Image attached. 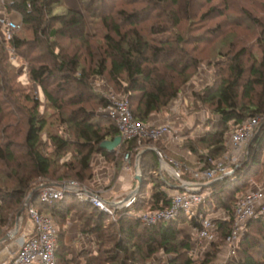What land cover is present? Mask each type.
<instances>
[{
  "label": "trees",
  "instance_id": "16d2710c",
  "mask_svg": "<svg viewBox=\"0 0 264 264\" xmlns=\"http://www.w3.org/2000/svg\"><path fill=\"white\" fill-rule=\"evenodd\" d=\"M133 3L145 6L131 12L122 9ZM182 4L183 0H82L87 14L98 22L95 32L90 34L84 15L65 8L63 0H4L8 12L22 17V27L10 40L3 38L0 42V51L3 50V55L0 52V237L5 235L8 224H13L14 216L12 218L10 212L20 211L16 208L22 207L38 179L48 178L56 167H61L83 182L91 171L94 156L110 157L116 153L101 149V144L119 136L117 124L108 116H96L95 111L87 107L94 104L103 109L108 103L105 97L93 91L92 77H101L117 92L129 94L130 111L142 124L150 123L178 98L190 80L191 71L197 69V63L185 49L189 44L185 37L181 33H168V27L158 14L163 8L179 9ZM171 13L173 27L178 26L180 18L175 11ZM156 18L158 21L150 27L144 25ZM6 45L21 54L33 46V50L43 54L39 62L30 65L28 77L41 89L47 103L61 112L70 131L69 139L61 134H47L53 150L50 154L46 153L47 143L43 140L48 122L39 111V98L25 96L33 107L22 111L19 117L14 115L15 127L10 136L7 135L9 127H2L3 120L12 114L5 110L4 105L9 102L7 97L18 92L12 85V78L1 68ZM259 45L261 59H255L247 68L243 62L246 51L228 55L226 67L214 82L202 93L195 94L197 102L209 107L215 118L209 122L212 130L185 144L194 155H199V149L208 151L209 155L204 158L208 167L228 152L226 137L234 127L264 115V31ZM65 98H68L67 104L74 106L67 117L63 115ZM91 102L94 103L91 105ZM23 130V143H19L17 139ZM139 139L121 143L118 150L137 152ZM263 152L264 122L249 146L247 161L233 176L208 189L211 195L199 208V213L219 208L231 214L250 176L261 167ZM141 163L143 194L152 184L150 210L169 208L171 199L165 188L174 181L161 173L158 154L145 153ZM143 196L148 199L146 194ZM65 199L72 203L67 205L64 200L49 205L35 200L33 204L40 213L51 215L57 225L58 222L64 224L76 208L92 210L97 222L82 223L83 232L94 234L101 247L106 242L114 244L108 252L100 248L97 255L81 253L83 264H155L159 261L152 263L151 260L160 252L171 257L168 264L213 263L215 254H209L202 262L188 255L191 242L182 234L179 225L188 222L197 227V217L190 219L181 212L173 221L147 226L138 219L124 216L109 228L113 234L105 235L108 228L103 230V221L108 220V216L73 194ZM233 223V218L217 223L221 241L230 235ZM64 240V232L59 227L57 264H70ZM227 264H264V215L248 223L236 259Z\"/></svg>",
  "mask_w": 264,
  "mask_h": 264
},
{
  "label": "rangeland",
  "instance_id": "374dc122",
  "mask_svg": "<svg viewBox=\"0 0 264 264\" xmlns=\"http://www.w3.org/2000/svg\"><path fill=\"white\" fill-rule=\"evenodd\" d=\"M185 2L188 4H185ZM144 6L145 4L133 3L131 5L122 6V9H126L131 12L134 9H141ZM173 11H175L181 20L180 24L174 27L171 17V12ZM80 12L86 19L88 32L93 34L95 32L94 27L98 26V22L94 21L87 14L83 5ZM159 12L158 16L160 15V19H162L161 22L164 26L168 27V33H172L173 35L181 33V35H183V37H185L188 41L187 43L189 44L185 46V49L189 52L191 58L195 59L197 63V69L191 71L190 80L187 85L182 88L178 98L175 99L176 105L174 100L170 104L169 108L163 110L152 120V122H155L157 117H161L163 119L161 122L162 124H169L172 127L173 135L185 137L183 145L179 147L175 145L169 146L161 140L157 141L159 143L158 145L156 144V140L149 137H142L139 141H137L140 146L137 152L129 153L130 157L128 160L125 159L127 153L124 150L119 151V147L116 149V153L113 156H94L91 163V171L88 175H86L87 179L83 182L73 177V173L67 172L64 168L56 167L51 173V176L44 179H38L32 189L33 191L42 184L59 186L65 182H76L90 190H102L108 195L110 194V198L106 199L108 203L115 204L121 201H133L131 206L120 209L114 216L98 210L108 216V220L103 221V230L104 228H108L107 232H104L105 235H112L113 230H110L109 228H111L113 223L117 222L124 216L138 219L143 223L141 219L142 216H150L155 212L149 208L150 199H143V195H147V192L150 191L152 187H147L144 194L141 190L140 194H136V199H124L133 193H136L137 189L140 187L138 177L142 179L144 178L141 162L145 153L155 152L158 154L159 163L161 160L159 154L161 153L164 160H166V163L171 167L174 166L173 162L186 165V167L193 170H197L203 166L208 167L204 163V158L209 155V152L199 149V155H194L187 150L185 144L188 140H195L203 137L206 133L212 130L209 122L215 118L209 107L203 106L197 102L195 94L202 93L205 87L214 82L217 74H219L220 71H223L226 67L228 55L231 56L241 50L246 51L243 62L247 68L253 64L255 59L259 60L262 57V48L259 45V41L260 36H263L264 31V0H189V2L183 0V4L179 9L177 7L173 9L166 7ZM0 17H6L10 20L22 23V17L18 13L8 12L1 3ZM157 19L158 18L146 21L144 25L150 27L153 23H156L155 21H158ZM2 41L4 40L3 34L1 33L0 42L2 43ZM4 50L5 61L1 68H3L6 74L12 78V85L18 92L15 95L11 94L7 97L9 102L7 100L8 103L4 105L5 110L6 112H11L12 114L9 118L7 117L3 120L2 127L4 125L9 127L7 133V135H9L15 127V120L13 119L14 115L19 117L22 111H27L33 107V103L26 100L25 96L30 95L31 97L39 98L41 104L39 111L47 118L48 122V126L43 133V140L47 143V147L45 149L46 153L50 154L53 150L52 145L49 144L50 139L47 134H61L69 139L70 131L64 123L63 117H61V112L59 113L47 103L41 89L38 85L32 83L28 77V69L30 68V65L39 62L38 58L43 54H40L37 50H33V46L28 48V50H23V52H25L24 54L15 52V50L11 49L7 45ZM1 51L3 55V50L1 49ZM91 82L93 91L97 95H102L105 98L110 95L129 96V94L124 92H117L114 90V88L101 77H92ZM67 99L68 98H65L64 101L66 102L63 104L65 107V114L63 113V115L65 117H67L70 111L74 108V106L67 104ZM92 103L94 102H91L90 104L92 105ZM93 105H88L87 107L94 110L96 116H106L102 113L101 108H97ZM259 120L260 125L258 133L261 129L262 123L264 122V115L259 116ZM234 128L229 132V134L234 130ZM24 134L25 130L21 132L19 138L17 139L19 143H23ZM141 141H144V143L141 144ZM139 152H142V154L140 155L139 161H137ZM226 154L227 153H224L218 159L220 160L224 158ZM247 159L245 161H247ZM217 161L215 160L214 162ZM165 173L168 177L166 171ZM89 175H91V177L88 179ZM59 177L66 178L61 179ZM187 177L189 178V174H187L186 178ZM148 186H152V184ZM257 189H264V152L261 167H257L256 170H254V173L249 178L248 186L240 195ZM32 191L25 199L22 207L16 208L20 211L10 212L11 217L13 218L14 216V221L11 226L8 224V226L5 227V233L6 231L15 228L17 216L19 214L24 216L26 219L25 231L28 233L32 230V222L27 218L24 211V205L27 200H30ZM68 195L71 194H67L63 199L55 200L53 203L64 200L67 201V205L72 203L71 200L65 199ZM210 195L211 193L209 192L208 197H210ZM139 196L141 199H139ZM36 200L37 203H39L38 197ZM79 200L83 201L82 199ZM34 201L35 200H31L32 203ZM214 207L215 206L213 204V208ZM91 211L92 210L76 208V210H73L68 215L64 224L57 221L58 225L56 224V226L58 228L60 227L64 232V241L67 246V255L70 260V264H83L82 257H80L83 252L89 255H97L100 248L107 252L114 248V244L108 242L103 243L102 247L99 246L98 239L94 234L88 235L83 232L84 228L82 223H85L87 220H90L91 223L97 222V217L94 216ZM208 211L211 213H219L225 210L214 208ZM78 212H80V215ZM84 213L85 215L81 218L80 216ZM179 229L183 235L190 239L191 250L188 255L194 261L202 262L209 254H215L212 264H227L230 260L236 259L240 242L235 249V253H233L229 246L228 237L230 235L225 240L223 239L221 241V234L217 228L213 231L215 238L211 242L197 241L196 236H193L194 228L190 226L188 222L180 223ZM232 230L233 226L231 228V231ZM110 254L111 256H114L112 253ZM170 258L171 257L167 256L163 252H160L152 258L151 262L153 263L155 261H159L155 264H168ZM140 264L144 263L140 262Z\"/></svg>",
  "mask_w": 264,
  "mask_h": 264
},
{
  "label": "built area",
  "instance_id": "2783aa9c",
  "mask_svg": "<svg viewBox=\"0 0 264 264\" xmlns=\"http://www.w3.org/2000/svg\"><path fill=\"white\" fill-rule=\"evenodd\" d=\"M0 3L4 5V0H0ZM21 27L22 23L0 17V29L6 40H10ZM106 99L108 103L102 109V113L117 124L122 143L149 137L177 147L183 145L185 137L173 135L172 127L169 124H162L161 117H157L155 122L151 121L148 124L137 122L130 111L128 95H110ZM259 125V117H254L235 127L227 137V154L219 161L211 162L209 167L203 166L193 170L176 162H173L174 166L171 167L160 153V171L162 174H166V171L174 181V183H168L165 188L166 194L171 199V205L169 208L155 211L150 216H142L143 223L152 225L170 222L183 212L190 219L198 218L199 226L193 227V236H196V240L211 242L215 238L213 231L217 228V223L233 218V230L228 240L232 252L235 253L238 243L246 235L248 223L264 215V189L241 195L231 214L227 211L219 213L207 211L200 214L199 208L205 204L209 196L210 184L233 176L245 162L249 156V146L257 136ZM141 154L142 152H139L137 161ZM129 157L130 154L127 153L125 159L128 160ZM187 174L190 176L188 179ZM151 187L148 186V188ZM38 189V200L41 203L50 205L55 200L63 199L67 194H74L111 216L133 203V201L108 203L106 199L110 198V194L102 190H90L76 182H65L59 186L42 184ZM151 190L152 188L147 192L148 199L151 197ZM136 197V193H133L124 199H136ZM24 211L27 218L31 220L33 228L27 233L25 231L26 219L21 214L17 216L15 228L6 231L5 235L0 237V264H57L58 228L52 216L40 213L30 200L26 201Z\"/></svg>",
  "mask_w": 264,
  "mask_h": 264
},
{
  "label": "water",
  "instance_id": "95a60500",
  "mask_svg": "<svg viewBox=\"0 0 264 264\" xmlns=\"http://www.w3.org/2000/svg\"><path fill=\"white\" fill-rule=\"evenodd\" d=\"M122 143V137L119 135L117 136L114 140L112 141H105L101 144V149L103 150H106L108 152H114L116 151V149L121 145ZM221 180V179H220ZM138 181H139V189H137L136 191V194H140L141 193V190L143 188V179L138 177ZM219 180L217 181H214L210 184V186H212L213 184H215L216 182H218ZM38 194H39V189L36 188L32 191L31 193V198H30V201L31 200H36V198L38 197Z\"/></svg>",
  "mask_w": 264,
  "mask_h": 264
},
{
  "label": "crops",
  "instance_id": "0c3cea01",
  "mask_svg": "<svg viewBox=\"0 0 264 264\" xmlns=\"http://www.w3.org/2000/svg\"><path fill=\"white\" fill-rule=\"evenodd\" d=\"M63 5L65 8L70 10L79 12L82 10V0H63ZM167 145L171 146L172 144L167 143Z\"/></svg>",
  "mask_w": 264,
  "mask_h": 264
}]
</instances>
